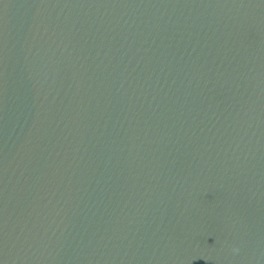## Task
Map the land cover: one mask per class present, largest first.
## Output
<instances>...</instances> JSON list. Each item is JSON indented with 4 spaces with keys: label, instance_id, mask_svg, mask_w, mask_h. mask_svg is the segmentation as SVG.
<instances>
[{
    "label": "water",
    "instance_id": "95a60500",
    "mask_svg": "<svg viewBox=\"0 0 264 264\" xmlns=\"http://www.w3.org/2000/svg\"><path fill=\"white\" fill-rule=\"evenodd\" d=\"M0 264H264V0H0Z\"/></svg>",
    "mask_w": 264,
    "mask_h": 264
}]
</instances>
